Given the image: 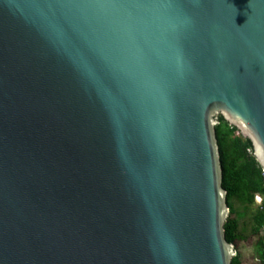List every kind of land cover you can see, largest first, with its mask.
I'll use <instances>...</instances> for the list:
<instances>
[{
    "label": "water",
    "instance_id": "95a60500",
    "mask_svg": "<svg viewBox=\"0 0 264 264\" xmlns=\"http://www.w3.org/2000/svg\"><path fill=\"white\" fill-rule=\"evenodd\" d=\"M219 116L264 171V0H0V264H231Z\"/></svg>",
    "mask_w": 264,
    "mask_h": 264
},
{
    "label": "trees",
    "instance_id": "16d2710c",
    "mask_svg": "<svg viewBox=\"0 0 264 264\" xmlns=\"http://www.w3.org/2000/svg\"><path fill=\"white\" fill-rule=\"evenodd\" d=\"M216 137L223 169L222 186L227 191L229 217L224 225L226 240L236 247L238 242L256 238V252L264 264V171L254 156L251 140L230 125L223 116L218 117ZM256 195L262 197L256 206ZM240 254L231 264H242Z\"/></svg>",
    "mask_w": 264,
    "mask_h": 264
},
{
    "label": "rangeland",
    "instance_id": "374dc122",
    "mask_svg": "<svg viewBox=\"0 0 264 264\" xmlns=\"http://www.w3.org/2000/svg\"><path fill=\"white\" fill-rule=\"evenodd\" d=\"M262 201L256 198V206H260ZM256 238L238 242L236 251L240 254L242 264H261L256 252Z\"/></svg>",
    "mask_w": 264,
    "mask_h": 264
},
{
    "label": "built area",
    "instance_id": "2783aa9c",
    "mask_svg": "<svg viewBox=\"0 0 264 264\" xmlns=\"http://www.w3.org/2000/svg\"><path fill=\"white\" fill-rule=\"evenodd\" d=\"M256 198H257L259 201H262V197H261L260 195H256ZM260 235H261V237L264 239V227H263V229H262Z\"/></svg>",
    "mask_w": 264,
    "mask_h": 264
}]
</instances>
